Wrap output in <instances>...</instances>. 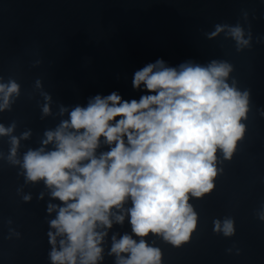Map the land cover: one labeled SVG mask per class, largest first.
Segmentation results:
<instances>
[{"label":"clouds","instance_id":"obj_1","mask_svg":"<svg viewBox=\"0 0 264 264\" xmlns=\"http://www.w3.org/2000/svg\"><path fill=\"white\" fill-rule=\"evenodd\" d=\"M243 18L247 21L246 11ZM221 33L235 42L237 52L253 46L250 25L217 23L205 35L211 40ZM262 42L264 37H256ZM234 71L221 58L189 57L173 64L158 57L133 71L136 95L97 92L84 103H57L55 112L52 93L35 80L43 98L41 120L59 121L23 152L21 142L31 139L33 130L17 135L15 120L0 121V137L8 142L0 159L18 169L24 185L43 183L37 199L48 198L49 264H105L106 257L113 264H164L153 238L173 247L190 242L199 226L192 200L216 188L221 165L232 160L247 132L252 94L239 87ZM21 89L15 78L0 75V113L12 111ZM258 111L264 117V107ZM17 193L25 203L33 199L23 185ZM254 214L264 223V201ZM126 221L130 230L113 231ZM212 231L233 237L235 218H214ZM9 233L8 238L21 235L14 228Z\"/></svg>","mask_w":264,"mask_h":264},{"label":"water","instance_id":"obj_2","mask_svg":"<svg viewBox=\"0 0 264 264\" xmlns=\"http://www.w3.org/2000/svg\"><path fill=\"white\" fill-rule=\"evenodd\" d=\"M238 21L251 26V49L237 52L223 33L206 38L215 24ZM256 37H264V0H0V75L22 85L20 98L12 111L0 113V121L15 120L17 135L33 130L31 139L21 142L23 152L59 121L54 116L41 120L37 78L52 93L55 112L57 103H84L97 92L136 95L133 71L158 57L173 64L189 57L229 60L239 87L252 94L246 135L232 160L221 165L216 188L192 200L199 226L190 242L173 247L153 239L163 250L164 264H264V223L254 214L264 201V117L258 111L264 107V42L256 43ZM7 150V137H0V152ZM17 172L0 159V264H49L48 198L37 199L43 183L24 185ZM22 185L33 194L29 203L17 193ZM223 216L235 218L233 237L212 231L213 219ZM10 228L21 235L8 238ZM117 230L130 226L126 221ZM105 264H113V258L106 257Z\"/></svg>","mask_w":264,"mask_h":264}]
</instances>
